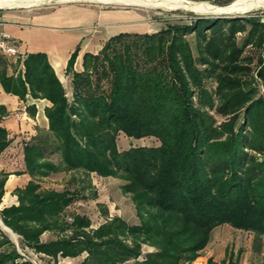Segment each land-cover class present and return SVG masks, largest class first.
I'll return each mask as SVG.
<instances>
[{
    "label": "trees",
    "instance_id": "1",
    "mask_svg": "<svg viewBox=\"0 0 264 264\" xmlns=\"http://www.w3.org/2000/svg\"><path fill=\"white\" fill-rule=\"evenodd\" d=\"M65 68L70 97L45 53H29L18 72L0 70L6 93L43 99L46 132L23 147L31 180L18 205L0 210L20 249L79 264H190L220 225L264 236V19L259 15L193 16L154 33H119ZM1 62L5 64L4 60ZM31 115L34 106H29ZM6 113L0 106V119ZM220 118L221 120H217ZM120 135L156 145L117 146ZM0 126V154L9 146ZM56 155L58 162L49 157ZM65 172L81 189H42ZM116 178L139 224L114 216L91 229L64 213L91 188L90 175ZM9 173L0 172V204ZM90 197L95 198L94 192ZM107 216V210L102 209ZM56 233L42 242L41 235ZM0 264H32L0 230ZM154 251L142 253V246ZM210 264V263H209ZM221 264H238L232 257ZM264 264V263H262Z\"/></svg>",
    "mask_w": 264,
    "mask_h": 264
},
{
    "label": "crops",
    "instance_id": "2",
    "mask_svg": "<svg viewBox=\"0 0 264 264\" xmlns=\"http://www.w3.org/2000/svg\"><path fill=\"white\" fill-rule=\"evenodd\" d=\"M16 11L15 14L0 13V32H5L10 35L11 42L16 46L19 53L17 58H7L0 54V70L5 68L8 75L18 72L20 68V66L16 64L18 59L21 61L26 54L41 52L47 55L50 65L62 82V77L64 79H69L68 76H65V68L70 54L76 46H79V52L74 64V69L76 71H81L82 56L84 53L89 52L95 54L110 37L119 33H139L140 28L130 12L108 11L95 7L78 6L76 4H65L50 10ZM1 59L4 60L5 64L1 62ZM0 106L4 107L6 111L5 115L0 119V126L8 131L11 140L9 146L0 154V172L9 173L4 185V195L0 204L1 210L12 205H18L15 191L17 189H23L31 180L30 175L25 172L23 147L26 142H29L37 134L38 130L41 132L47 131L48 121L45 117L44 110L46 107L50 106V103L43 99H32L29 96H26L25 101L19 100L17 96L6 93L0 83ZM29 106H34L35 108V114L33 116L30 110L27 109ZM14 163L18 167L17 169L12 168ZM59 174L69 175L68 182H70L71 187L67 189L80 190L81 186L84 185H81L79 175L59 172L40 179L39 183L41 188L43 180L46 181V179L51 176ZM109 178L111 177L102 178L95 174H91V188H87L82 192V195L87 196V198L77 199L66 209L65 213L67 211L72 212V214L69 215L70 217L74 214L85 215L91 221L90 227H93L91 229L97 228L100 224L94 226L89 213H82L79 210L88 205L86 202H92L95 205V209L98 210L96 213L100 216L101 220H104L108 215H114L115 204L113 205V209H111L109 205V203H111L109 194L105 193V196L103 194L104 191L97 188L100 180ZM87 192L90 194L94 192L96 197H90V194H87ZM127 196L128 195H124L120 189L121 199H129L126 198ZM77 201L82 202L83 206L75 207L74 204ZM102 209L107 210V216L103 215ZM118 211L121 213L120 209H117V212ZM114 216L122 218L129 225L139 224L136 213L133 214L134 217L132 218V222H128L119 214H115ZM102 223H104V221ZM0 230L2 232L4 231L1 227ZM10 231L12 232V230ZM13 234L17 236V238H20L17 234ZM7 237L16 246L17 251L24 257L23 260H28L33 264L25 254V250L29 249L25 248L22 251L18 248L17 241L15 244L14 239L12 240L10 236ZM55 237V232L46 231L41 235L40 240L42 242H47L55 239ZM17 238L15 240H17ZM31 253L40 260H51L42 254H35L33 251H31ZM84 256L85 255H81L76 258L59 257L57 264H79ZM51 262L54 264L53 260H51Z\"/></svg>",
    "mask_w": 264,
    "mask_h": 264
},
{
    "label": "rangeland",
    "instance_id": "3",
    "mask_svg": "<svg viewBox=\"0 0 264 264\" xmlns=\"http://www.w3.org/2000/svg\"><path fill=\"white\" fill-rule=\"evenodd\" d=\"M193 2H208L212 5L219 6V7H227L229 6L234 0H189ZM65 4H76L78 6L83 7H95L103 10L108 11H121V12H130L135 18V22L139 25V33H154L168 24H174L177 22H188L193 16H219V15H200L194 12L189 11H163L159 9H150V8H143V7H136V6H127V5H115V4H100V3H90V2H66V3H56L51 2L48 4H43L35 7H27V8H0V13L4 12L5 14H15L16 10H50L56 8L58 6H62ZM259 15L262 19H264V7L259 9H251L243 14H234V15H227V16H236V15ZM62 84L67 92L68 97H70V79L63 78ZM217 120H221L217 118ZM151 146L156 145V141L152 138H144L141 140H136L133 138H127L124 135H120L117 139V146L118 148L125 150L129 146ZM51 160L54 162H58L59 158L56 155L50 157ZM13 169H17V165L14 163ZM69 175H53L50 178L46 179V181H42V188L48 189H57V190H64L70 186ZM123 184L122 181L116 178H109L105 180H100L98 182L97 188L99 190L108 193L110 198V208L113 209V205L115 206V210L113 214L121 215V217L125 218L128 222H132V218L135 214V209L132 205L131 199L129 196L122 200L120 197V186ZM68 185V186H67ZM87 194H90L87 192ZM122 201V203H121ZM125 202V203H123ZM88 205L79 209L82 213L87 212L91 217L92 223L94 226L99 225L103 222L100 219V216L96 213L98 212L95 209V205L92 202H86ZM121 203V204H120ZM117 209H120L117 212ZM74 210V209H73ZM72 210V211H73ZM74 212V211H73ZM72 212L64 213V217L71 215ZM131 217V218H130ZM6 236L9 234L6 231H3ZM11 238V237H10ZM20 238H17V245L20 249L19 244ZM258 244V250L255 249L253 234L250 232H246L243 230H237L232 228L229 225H220L215 227L211 234L210 239L206 246L198 251L196 257L191 261L190 264H221L222 260H228L229 257H232L233 260H236L238 264H262L264 263V236L261 237L260 243ZM154 248L143 245L142 246V253L152 252ZM25 254L27 257L33 262V264H53L51 260L42 259L40 260L34 254L31 253L29 250H25ZM84 255V254H83ZM82 255V256H83ZM124 264H130L124 263Z\"/></svg>",
    "mask_w": 264,
    "mask_h": 264
},
{
    "label": "bare ground",
    "instance_id": "4",
    "mask_svg": "<svg viewBox=\"0 0 264 264\" xmlns=\"http://www.w3.org/2000/svg\"><path fill=\"white\" fill-rule=\"evenodd\" d=\"M51 2H90L100 4H115L136 6L150 9H159L163 11H189L200 15H234L243 14L251 9L264 7V0H234L227 7H219L208 2H193L189 0H0V8H27L35 7ZM9 236L17 238L9 229L2 227Z\"/></svg>",
    "mask_w": 264,
    "mask_h": 264
},
{
    "label": "built area",
    "instance_id": "5",
    "mask_svg": "<svg viewBox=\"0 0 264 264\" xmlns=\"http://www.w3.org/2000/svg\"><path fill=\"white\" fill-rule=\"evenodd\" d=\"M0 54L3 57H7V58H12V57L17 58L19 55L16 46L11 42L10 35L5 33V32H0ZM74 206L75 207H82L83 203L80 201H77L74 204ZM113 217H114V215H108L103 221L104 222L110 221ZM66 221L71 222L72 217L67 216ZM90 228H93V227L91 226Z\"/></svg>",
    "mask_w": 264,
    "mask_h": 264
},
{
    "label": "water",
    "instance_id": "6",
    "mask_svg": "<svg viewBox=\"0 0 264 264\" xmlns=\"http://www.w3.org/2000/svg\"><path fill=\"white\" fill-rule=\"evenodd\" d=\"M219 16H224V15H219ZM0 227L2 228V227H5L2 223H1V221H0ZM6 228V227H5ZM14 243L16 244V241H14Z\"/></svg>",
    "mask_w": 264,
    "mask_h": 264
}]
</instances>
